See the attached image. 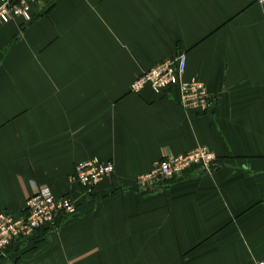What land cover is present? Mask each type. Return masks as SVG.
I'll return each mask as SVG.
<instances>
[{
	"label": "crops",
	"instance_id": "1",
	"mask_svg": "<svg viewBox=\"0 0 264 264\" xmlns=\"http://www.w3.org/2000/svg\"><path fill=\"white\" fill-rule=\"evenodd\" d=\"M187 56L211 113L178 90L131 87ZM200 147L212 172L142 186L167 156ZM98 159L91 193L70 181ZM79 214L19 241L0 264H258L264 261V8L258 0H37L34 22L0 24V214L36 188Z\"/></svg>",
	"mask_w": 264,
	"mask_h": 264
},
{
	"label": "built area",
	"instance_id": "2",
	"mask_svg": "<svg viewBox=\"0 0 264 264\" xmlns=\"http://www.w3.org/2000/svg\"><path fill=\"white\" fill-rule=\"evenodd\" d=\"M36 2L37 0H0V24L33 23ZM258 5L264 8V0H258ZM186 69L187 56L179 54L173 60L164 61L151 70L144 71L135 80L131 90L140 94L150 89L160 96L178 90L184 110L211 113L216 99L209 94L203 83L186 80ZM217 161V156L207 147H200L186 155L167 156L156 164L151 173L141 176L139 183L142 186L163 183L184 177L192 171L209 173L217 167ZM113 173V164L94 159L79 164L70 181L91 193ZM78 214V204L72 197H56L48 187L36 188L23 213L0 214V256H5L19 241H32L40 230H55L62 220ZM258 264H264V261Z\"/></svg>",
	"mask_w": 264,
	"mask_h": 264
}]
</instances>
